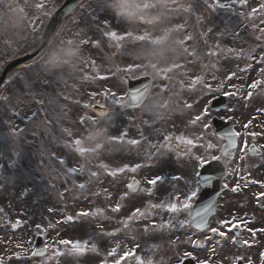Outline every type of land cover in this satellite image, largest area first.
<instances>
[{
	"label": "rangeland",
	"instance_id": "1",
	"mask_svg": "<svg viewBox=\"0 0 264 264\" xmlns=\"http://www.w3.org/2000/svg\"><path fill=\"white\" fill-rule=\"evenodd\" d=\"M60 1L19 0L7 4L5 0H0V56L7 55L11 49L14 52L15 48H17L16 53L28 49L30 51L32 46L36 44V39L45 23L47 16L45 10L48 9L47 13H49ZM191 2L192 0H83L76 12L57 32L41 59L32 65L33 67L30 65L25 69L17 70L7 80L5 87L0 91V95L9 97L7 105L0 106V164L4 166L3 175H0V183H4V187L0 189V208L3 209V212H0V254L5 253L6 249L7 255L20 251L15 247L20 236L30 239L33 243L37 223H42L46 227L49 221L63 220L67 215L74 217L73 222L60 226L59 235H57L56 230H48L46 239L50 244L49 256L44 260L42 259L43 261L33 259L29 253L30 258L27 260L18 261L13 257L9 264H54L59 261V257L53 256L52 249L59 245H52V243L60 239H67V237L81 241L94 237L97 244L95 250H90L84 255H74L71 249H64L65 253L68 254L65 258H69V261L66 260L67 264H73L75 261L79 264H85L91 260L101 264L107 250L112 247L110 242H104L98 235L102 229L97 227V223L103 224V230L110 231L111 226L106 216L111 212L110 204L115 203L113 206L117 203L123 204L121 199L116 200L114 197L116 195L122 196L120 183L124 182L125 176L123 174L114 180L104 174V170L99 166L106 165L111 169L122 167L126 158L124 154H116L117 156L113 154V158L118 162L110 166L109 163L114 160L113 158L110 160L106 153L102 155L80 149L79 152L82 153V157H80L75 150L84 147L86 144H97L99 140H102L99 138L103 134L105 136L110 134L107 126L110 119L95 120L90 112V106L93 103L104 104L102 103L105 102L102 99L105 97L104 92L111 89L106 85L108 80L113 81V88L117 94L118 82L115 81H119L122 74L126 72L120 71V69H127L129 66L136 65L138 67L134 72H154L156 76H160V80H164L161 76L166 71L167 75L177 79L176 83H171L168 80L166 89L156 88L151 96L152 99L156 95L167 99L170 96V99L177 103V108L174 106L168 108L165 105L162 112L157 114L160 121H163L168 115L172 114L173 116L179 110L182 116H179L178 122L180 125L186 123L187 128L182 127L183 130H181V127L178 126L169 131L159 121H146L142 114L136 119L131 116L129 128L131 132L133 129H139L142 133H155L161 130L162 133H172V136H180L177 134L186 133L190 137L199 129H203L202 123L192 126L189 122L208 106L212 94L219 93L209 92L205 85L215 89L223 84L221 93L234 90L231 85H240L243 86V91L246 94L249 90L247 84L258 78L257 73L264 65L253 63L247 72L239 71L249 65V60L246 57L237 59L226 52L217 57L202 55V60L193 58L190 65H188L189 62L186 63V59L183 63L181 62L183 72L173 74L168 69L169 66L172 70L177 68L176 66L180 65V56L189 51H196V49L202 52L203 50L207 51L210 46L217 42L222 48H228L229 44L233 42L227 34L236 29L237 25H241V30L244 27L247 28L246 37L240 39L238 44L236 43L237 46L232 44V48L247 50L257 43L255 35L259 33L253 32L251 25L252 23H259L258 20L241 22L228 10L212 12L202 4L196 5V15H202L203 20L195 25V39L183 43L185 36L193 32L190 26L192 24L191 18L182 11ZM221 2H226V0H221ZM260 2L261 0H249L246 11H250ZM41 3H45L46 7L38 8L37 5ZM192 20L194 24L195 17H192ZM104 21H108V24L105 25ZM142 21L145 22V25L140 24ZM181 25L183 27H180ZM209 27L213 31L206 37L208 45H205L199 33L207 31ZM107 30H114L121 35L129 33V35L126 40L120 42L121 46L117 47L115 42L109 45L108 39L103 37V31ZM221 32L225 34L218 37L217 34ZM141 36L143 39H138ZM30 37L32 38L31 43H26ZM81 39L100 41V45L96 46L93 43L81 45ZM186 48L188 51L185 50ZM259 51L260 49L257 50V54ZM69 52L75 54L69 56ZM53 53L57 54L55 58ZM91 61H95V67ZM212 64H216V67L212 68ZM232 71L239 72V78L227 81L226 78ZM99 76L106 78H93ZM197 76H202L204 83L192 86V81ZM85 77L88 78L85 79ZM179 80L183 82L184 86L188 85L194 88L195 94L192 96L187 95V91L182 95L184 102L186 99H191V103H194L190 109L180 107L176 101L177 94L179 95V91L184 89L175 88ZM70 88L71 90L68 92ZM185 89L188 90L189 87ZM56 92L62 96L66 95L62 99L64 104L61 107L63 109L66 105L68 108L63 116L65 119L56 116L54 110H49L45 104L46 100L56 96ZM227 102L230 105L227 106L224 115L242 125L252 119L248 115L258 112V109H264V94H259V90H257V94L254 95L251 102H246L239 97H228ZM108 105L114 107L111 103ZM157 105L158 102L154 101L151 110L157 111ZM115 116L113 115V117ZM29 117L32 119L29 120ZM84 117H92L93 119L91 121L85 119L84 124H81V118ZM259 120L264 119L258 118L257 121ZM127 121V116H124L122 122ZM175 121L177 120L172 122ZM65 123H69L71 128H74V130L69 131L71 136L64 130L61 132V127ZM254 123L255 120L252 121L251 129L255 132H264V128ZM13 125L25 129L21 137L16 138L10 135V128ZM97 129L100 130L98 137L94 134ZM71 140H78V143L73 145V149L64 146V141L70 142ZM106 149L107 145H104L103 150ZM193 150L195 151V149ZM16 152L20 153L19 162L14 168L9 167L8 161L15 159L13 153ZM59 152H66L71 155L66 154L64 157ZM53 154L57 157L60 156L65 161L71 156L76 158L84 166L85 172L90 171V165L97 166L96 171L100 173L99 180H94L86 191L72 188L73 177L67 176L66 170L52 159ZM129 160L133 159L129 158ZM85 161L87 162L84 164ZM44 162L49 164L53 171L55 168L59 173H62L65 179L61 178V175L59 178L57 175L49 177L48 171L43 175L42 164ZM69 165L74 167L76 164L72 160ZM84 173L75 176L77 183L87 181V176ZM5 177L7 178L6 183ZM44 185H49V187ZM111 185L114 188H110ZM50 186L53 190L50 189ZM66 188L71 189V191L66 192L65 198L61 199L59 193L64 192ZM105 189H107L108 194L114 193L111 202L103 194ZM94 192L102 194L96 196L93 195ZM109 196L111 197V195ZM119 198L121 197L119 196ZM97 208L105 211L103 217L75 218L78 212H91ZM48 209H52V212H49ZM120 211L118 213H121ZM18 218L25 223L13 232L6 221L15 222ZM136 234H130L135 236L130 243L131 248L116 247L119 254L135 248L136 256L139 257L140 246L136 247L137 244L139 245L137 242L139 237ZM110 240L111 238H108V241ZM4 241H9V243L5 244ZM25 247H29V245L25 244ZM112 259L109 257L108 263Z\"/></svg>",
	"mask_w": 264,
	"mask_h": 264
},
{
	"label": "snow or ice",
	"instance_id": "2",
	"mask_svg": "<svg viewBox=\"0 0 264 264\" xmlns=\"http://www.w3.org/2000/svg\"><path fill=\"white\" fill-rule=\"evenodd\" d=\"M197 4H202L206 7V9L216 12L217 10H228L232 12L236 17L239 18L241 22L245 21H252V20H258L259 23H252L251 30L253 32H258L259 34L255 35V41L257 42L255 46H250L249 49H240L236 50L232 47H228L226 49L222 48L217 42L215 45L210 46L207 51L206 55L210 57H217L221 53H227L230 56H233L237 59L246 57L249 60V65L246 66L244 69H240L239 71L247 72L253 63L264 65V0H261V2L255 6L252 7L250 11H246L247 6L249 4V0H226V2H221V0H192L191 4L187 7L182 9V11L189 17H195V23L191 24L190 26L193 27V32L189 33L185 36L183 43H186V41L195 39L196 36V30L195 25L203 20L202 15H196L197 12ZM38 8H45L46 4L41 3L37 5ZM57 9H55V12ZM49 13H45V15H48ZM104 24L107 25L108 21H104ZM180 27H183L181 25ZM35 30V28H34ZM213 30L211 27L207 29L205 32H200L199 36L203 40V43L205 45H208V40L206 37L209 33H211ZM241 25H237V28L233 30L232 36L234 39H242L241 34ZM225 33L221 32L218 33L219 36H223ZM103 37L108 39L109 45L115 42V45L117 47H120L121 41H124L128 38L129 33L126 34H118L114 30H107L103 31L102 33ZM138 39H143V36L138 37ZM71 42V41H69ZM93 43L96 46L100 45V41H90L88 39H81V45ZM260 49L259 54H257V50ZM188 51V49H185ZM189 56H194L195 52H188ZM93 67H95V61H91ZM138 66H129L127 69H120V71H127V72H133L137 69ZM176 67H183V65H177ZM216 64H212V68H215ZM258 78L251 81V83L247 84V88L249 89L246 94L243 91V86L240 85H231V87L234 89L232 91H225L223 92L224 97H239L240 99H243L246 102H251L254 98V95L257 94V90H259V94H264V67H261L259 69V72L257 73ZM148 78L147 76H143ZM88 77H85L87 79ZM93 78H99V79H105L104 76L99 77H93ZM165 79L167 77H164ZM234 78H239V72L232 71L227 76V81H231ZM10 83V82H8ZM204 78L202 76H197L192 81V86H195L197 84H203ZM30 86V85H29ZM205 87L208 89L209 92H221V89L223 87V84L220 87H217L215 89L211 88L209 85H205ZM151 88V82L149 79V82L146 84H143L142 88H136L135 90L130 91L128 95V99H125L124 97H119L115 92L111 91H105L104 96L108 99H110V102L112 105H117L121 110H125L128 108H139L142 106L144 100L147 98V95ZM95 95V93H93ZM9 97L6 95H0V106H6L8 102ZM186 108H192L191 104H185ZM85 107H88L85 105ZM101 111L99 112V116L101 118H110L108 116V109L105 108L104 105H101ZM259 114H264V109H258L257 110ZM209 114V109L204 108L203 111L200 114H196L191 121L189 122L192 126H197L198 123L203 124L204 132H202L199 135L193 134L192 137H185L184 135H180L175 137V140L178 142L177 145L173 146L171 143L174 139L173 136L167 135L164 137V142L152 145V148L156 150L157 153L161 152L163 149H167L168 151H174L177 154V157H183L186 159H194L197 163V167L194 168L192 178L188 179L180 175H174L171 177V191L167 193V196L165 200H162L159 203H152L148 202L146 207L142 210L141 208H135L130 215H128L126 218L122 219L120 221L121 225L124 228L129 227L131 224L134 223H140L145 220H148L150 217L146 215L145 209L151 208L153 212L155 210H163L170 214V219L166 221L165 223L157 224L155 220L151 221V226H146L144 231L145 233H148L149 231H155V230H165L172 231L175 229H185L191 227L194 229L193 235H195L198 232H210L211 236H206L205 239H212L213 237H221V238H227L229 234L234 233L232 235V243L237 246H247L248 248H251L254 243H256L255 237L258 232L264 233V228H252L249 227V224L251 223L248 219H243L241 217H238L236 215H233L231 219H225V220H219L217 221L218 226H211V222L209 217L214 215L215 209L217 207V201L215 199H210L206 203L202 204L199 207H194L196 198L201 193L202 189L206 186H210L217 180L224 181L225 178L229 175H235L238 176L239 179L233 184L232 187H229V184L227 182H224L220 186V191L216 194L217 198H219L222 194H224L225 191H231L232 193H239L243 187H247V183L242 184L241 180H246V177L242 174V172H247V165L244 167V169L241 168L240 162H244L246 160V157L251 154L252 156H260L261 159H264V144L257 146L255 143L249 145L248 143V137H252L253 140H255L257 137L264 136V132H255V131H249V129L252 126V121L249 120L246 123L242 125V128L244 129L243 132L237 131L236 128L233 126L229 128L226 131L223 132H213L211 135L215 136L217 139L222 141H227L226 144H216L213 143L211 140H206L205 133L207 132V129L210 127L208 123H203L204 118ZM35 115V114H33ZM32 119L29 117V120ZM88 119L91 121L92 119L90 117L81 118V124H84V120ZM221 119H225V117H221ZM228 120H231V117H227ZM94 122V121H93ZM147 123V122H146ZM67 132L69 136H71V133L68 130H64ZM25 132V129L18 128L15 125L11 126L10 128V135L16 138H19L23 135ZM127 133L122 132L120 136H113L112 142L116 144H127L131 146H136L140 144V141L136 139H128L125 140ZM243 137L242 144H239L240 138ZM78 143V140H71L64 141V146L70 149H73V145ZM180 145L184 146L183 151H178ZM203 148L204 153L201 155H196L193 152V149L195 148ZM239 147L240 155L237 159V148ZM213 151H218L219 155L212 154ZM75 152L82 157V153L78 150H75ZM15 159H10L9 167L14 168L18 162L20 153L16 152L13 153ZM149 157H151V153H149ZM52 159L58 163L59 165H66L65 159L61 157L55 156V154L52 155ZM225 161H231L232 167H225ZM233 161H236L235 164H233ZM213 162L219 164L222 166L223 171L220 172L219 175H216L214 173L212 174H206V170ZM100 168L104 170V174H106L109 177H112L114 180H116L118 177H121L125 173H137L138 170L142 167L141 164L137 163L134 166L124 165L122 167H118L115 169L108 168L106 165H100ZM3 164H0V175H3ZM54 171L57 172V178L60 177V173L58 170L54 168ZM85 172L84 166L81 164L79 167H67L66 168V175L73 177L71 184L72 188L78 189L80 191H86L88 186L94 181L99 180L100 173L97 171H89L88 179L86 182H80L77 183L75 180V176L81 175ZM165 177L161 175H156L152 178H146V184L148 187L142 188L141 187V181L137 180L135 176L131 177L130 182L126 184L127 192L124 193V195L121 196V201L125 199L130 193H137V192H146L149 195H152L156 190L158 185L162 184L165 181ZM7 182V178L5 177V183ZM255 183V181H254ZM264 186V185H262ZM4 187V183H0V189ZM30 191V190H26ZM71 191V189L66 188L64 192H60L59 196L61 199L65 198V193ZM102 193L100 192H94L93 195L99 196ZM105 198H110L109 194L107 193V189L104 190ZM23 195V193H21ZM264 191H261L257 193V204L261 208V210H264ZM121 210V204L117 203L114 207L111 208V211L113 213H118ZM49 212H52V209H48ZM0 212H3V209L0 208ZM182 213H186L188 216V219L181 220L179 217ZM105 214V211L97 208L95 211H81L76 214L75 218L79 217H103ZM74 217L72 215H67L64 217L63 220H57L55 222L49 221L47 226H43L42 223H37L35 225L36 228V235L37 236H46L49 229L56 230L57 235H59V228L62 224H69L73 222ZM8 226L15 232L17 229L21 228L22 225L25 223V221L21 219H17L15 222L6 221ZM97 227L102 229L98 233V235L102 238L104 242H110L112 243L113 240H119V230L114 231H107L103 230V224L97 223ZM224 229V230H222ZM246 231L251 239H242L241 238V232ZM108 238H112L111 241H108ZM189 242L193 244L194 247H200L203 245V241H197L193 240L191 237L188 238ZM3 243L7 244L9 241H4ZM25 244L29 245V247H25ZM52 245H59L57 247H53L52 252L54 257H62L65 255L64 249H71L73 254L75 255H84L85 253H88L90 250H95L97 248V244L94 237H90L86 240H79V239H60L58 241H54ZM15 247L20 249V251H16L12 253L11 255H7V249L5 253L0 254V264H9V261L13 259V257L18 261H25L29 257V253L31 257H46L49 252L50 244H45L43 247H36L32 245V241L30 239H27L24 236H20L19 241L15 244ZM136 247L138 248L139 245L137 244ZM212 256L218 255L215 252V249L212 250V253L210 254ZM112 257V264H122L123 261H126L129 257H135L136 258V264H144L142 258H137L135 255V248L131 251H125L122 255L118 253V249L116 247H110L109 250H107L105 258L101 261V264H108V258ZM119 257V258H117ZM190 257L192 260L196 261V264H213V261L211 259H199L192 255L190 252L185 253V258ZM231 260V258H227ZM219 262V264H225L224 260L216 259L214 264L216 262ZM232 264H253V261L251 258H245L244 256H237L235 257V260H232ZM259 264H264V251L260 252L259 254Z\"/></svg>",
	"mask_w": 264,
	"mask_h": 264
},
{
	"label": "flooded vegetation",
	"instance_id": "3",
	"mask_svg": "<svg viewBox=\"0 0 264 264\" xmlns=\"http://www.w3.org/2000/svg\"><path fill=\"white\" fill-rule=\"evenodd\" d=\"M167 83V82H166ZM165 83V84H166ZM124 96L126 95L125 87L123 89ZM126 98V96H125ZM144 105V104H143ZM142 105V106H143ZM172 108L176 107V103L167 101L162 108L165 107ZM141 106V107H142ZM135 108L131 110L125 111V116H127L128 121L126 126L128 127L130 124L131 115L135 118L136 113L141 109ZM119 106L114 107V111H117ZM151 110L150 107H146L143 109L144 112ZM225 111L220 113H211L209 112V116L206 117L205 123H208L210 127L207 129L205 133L206 140H211L216 144H223L222 140L217 139L215 136L211 135L213 133V129L211 127V118L217 117L221 119V117H227L224 115ZM113 113V112H112ZM111 113V115H112ZM230 125L236 128L237 131H241L242 125L233 121V119L229 120ZM179 122H170L167 118L165 122V128L171 131V129L178 127ZM182 127H187L186 123H181ZM182 130V129H181ZM127 133L125 140L128 139H136L140 141L139 145L131 146L126 143L123 144L125 158L126 160L123 162L122 166L129 165L134 166L139 163L142 167L138 170L137 173H125L124 182L120 183V188L122 191V195L127 192L126 184L130 182L131 177L135 176L137 180L141 181V187H148L146 184V178H152L156 175L164 176L165 181L158 185L157 190L149 195L146 192H137L130 193L123 200V204L121 205V213H117V216L114 218L113 212H110L109 220L111 222H115V224L111 225L110 231L119 230V240H113L111 243L112 247H121L125 249L128 248V243L125 240L127 237L125 234L128 231L129 227L124 228L120 221L126 218L135 208H141L142 210L146 207L148 202L159 203L162 200H165L167 193H169L171 189V177L174 175H180L185 178L191 179L194 168L197 167V163L194 159H186L183 157H177L176 152L168 151L167 149L161 150V152L157 153L152 145H157L164 142V137L167 135H171L172 133H162L160 131H156L155 133H142L141 130H137L136 134L131 132L129 128L125 129ZM173 132V131H172ZM204 132V129H202ZM183 133V132H182ZM177 135H186L187 134H177ZM185 136V137H186ZM171 142L173 146L177 145V141L175 137ZM241 140V138H240ZM239 140V144H240ZM261 145L264 144V139H259ZM178 151H183L184 146L180 145L177 149ZM149 153H151V157H149ZM204 153V149L201 151V154ZM214 155H219L218 151H213ZM240 155L239 147L237 148V159ZM129 158L133 160H129ZM236 161H233L235 164ZM241 168L247 165V172H242V174L246 177V180H241L242 184L247 183V187H243L239 193H232L231 191H225L219 198L216 197L217 207L215 209L214 215L210 216L211 226H218L217 221L231 219L233 215L241 217L243 219H248L251 221L249 227L252 228H264V210L257 204V193L264 191V159H261L260 156H251L248 155L244 162H240ZM112 162L111 165L112 166ZM231 161H225V167H232ZM239 179L238 176L229 175L225 178L224 181L219 180L218 184L220 186L222 183L227 182L229 187H232L233 184ZM255 181V183H254ZM112 183V182H111ZM220 186L218 191H220ZM114 188V186H110V188ZM111 197L110 201L113 200L114 193H110ZM119 196L116 195L114 199H120ZM264 200V198H262ZM132 202V203H131ZM115 203L112 204L114 207ZM111 210V208H110ZM146 215L150 217L148 220L140 222V236H139V257L142 258L144 264H196V261L192 260L190 257L185 258V253L190 252L193 256L199 259H211L213 264L216 259L224 260L225 264H232V260H235L237 256H244L246 259L251 258L253 264H259V254L264 249V233L258 232L255 240L256 243L252 245L251 248L247 246H237L232 243V235L231 233L227 238L221 237H213L212 239L206 240V236H211L210 232H198L193 235L194 229L191 227L181 229H175L172 231L165 230H155L149 231L145 233L144 229L146 226H151V221L155 220L157 224L165 223L170 219V214L163 210H153L151 208L145 209ZM124 213V214H123ZM181 220L188 219L186 213H182L179 217ZM224 230V229H222ZM189 237L193 240L203 241V245L200 247H194L192 243L189 242ZM242 239H251L249 234L246 231L241 232ZM215 249V252L218 255L212 256V250ZM124 253V252H123ZM122 253V254H123ZM121 254V255H122ZM49 256L48 255L46 257ZM45 257V258H46ZM231 258V260L227 258ZM79 264L78 262H74L73 264ZM85 264H95L94 262H86ZM108 264H112V261ZM122 264H136V258L130 259V257L123 261ZM216 264H219L217 261Z\"/></svg>",
	"mask_w": 264,
	"mask_h": 264
},
{
	"label": "water",
	"instance_id": "4",
	"mask_svg": "<svg viewBox=\"0 0 264 264\" xmlns=\"http://www.w3.org/2000/svg\"><path fill=\"white\" fill-rule=\"evenodd\" d=\"M13 1V0H8ZM80 0H65V2L59 7V9L53 14L52 18L48 22L42 34V42L40 46L33 52L28 53L20 58L15 59L14 61L8 63L0 73V87L4 83L7 76L15 69L26 66L30 63L35 62L44 52V49L52 38L54 32L60 25V23L71 14V12L77 7V4ZM124 81H127L128 78L124 77ZM143 79H138L136 81H141ZM102 109L99 107H94L93 111L99 114Z\"/></svg>",
	"mask_w": 264,
	"mask_h": 264
},
{
	"label": "clouds",
	"instance_id": "5",
	"mask_svg": "<svg viewBox=\"0 0 264 264\" xmlns=\"http://www.w3.org/2000/svg\"><path fill=\"white\" fill-rule=\"evenodd\" d=\"M74 54H75V53H73V52H69V53H68L69 56L74 55ZM56 56H57V54H56V53H53V57L55 58Z\"/></svg>",
	"mask_w": 264,
	"mask_h": 264
}]
</instances>
